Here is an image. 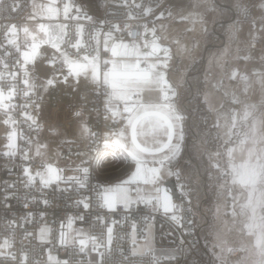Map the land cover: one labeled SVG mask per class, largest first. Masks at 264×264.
I'll use <instances>...</instances> for the list:
<instances>
[{
  "label": "snow or ice",
  "instance_id": "obj_1",
  "mask_svg": "<svg viewBox=\"0 0 264 264\" xmlns=\"http://www.w3.org/2000/svg\"><path fill=\"white\" fill-rule=\"evenodd\" d=\"M96 7L103 10V18L89 15L84 6L67 2L63 3L62 14L69 23H39L34 30H30L27 23L22 28L15 23L0 24V123L11 129L6 130V150L0 151V156L11 160L19 150L22 160L29 162L22 167L17 181L0 185V209L11 214V218H7L0 212V236L3 237L0 264H161L152 246V225L147 216L143 218V243L136 240L137 224H131V248L114 243V225L118 223L115 219L109 223L106 216L95 217V222L106 228V243L75 224L88 222L86 213L93 204L107 210L109 215L123 212L125 228L134 215L133 204L151 205L155 211L162 210L173 223H181L183 217L177 213L183 209L184 201L190 205L205 174L217 194V221L221 215L220 199L226 201L230 197L231 214L239 217L242 225L238 245L216 229L205 237L211 239L210 264H264V0H228L227 6H221L217 0H181L180 3L99 0ZM18 8L19 4L14 3L10 11ZM113 8L116 11H110ZM73 10L75 16L71 14ZM60 14L56 0H50L46 5L34 4L28 21H35L37 16L53 20ZM120 17H123L122 22ZM83 20L89 22L90 31L86 32ZM209 20L228 23L224 27L223 48L210 51L207 56L209 69L219 68V76H210L206 70L202 85L198 77L190 79L186 70L195 63L194 54L208 34ZM131 21H136L135 27L143 31L134 33ZM21 31L23 43L19 40ZM42 45L50 46L51 55L41 51ZM13 56L15 59L11 62ZM81 76L90 82L96 97V107L91 111L96 113L97 121L102 113L104 130L93 131V126L83 116V106L72 112L77 122L76 135L86 149L78 156H88L89 150L95 155L88 160L81 158L79 164L69 169L75 174L65 175V169L58 167L48 155V143L19 134L28 146L35 147V152L30 154L31 147L19 148L13 111L21 110L29 129L40 133L46 127L53 137L61 135L58 118L50 117L41 124L36 114L45 110V94L54 87L61 84L72 87L74 79L78 92ZM145 91L155 92V99L149 98L146 102L142 96ZM182 91L186 98L193 97L198 106L202 104L208 113L216 115L215 140L210 129L205 132L207 120L202 125L196 122L186 125L185 109L176 103ZM213 92L219 96L218 102H213ZM255 92L259 93V102H249V94ZM17 96L25 103L13 104ZM81 98L86 99V96ZM234 106H239V111ZM74 107L71 105L70 109ZM117 122L123 127H115ZM239 125L243 130L235 133ZM161 135L166 137L163 144ZM233 135L237 137L234 144ZM221 138L225 141L223 146L219 144ZM101 139L106 147L115 145L124 161L132 163L125 179L108 186L92 187L93 199L84 192L89 190L93 165L101 164L108 156L107 151L92 149ZM60 143L75 141L65 138ZM228 144L233 146L227 147ZM213 145L216 151L212 150ZM59 155L58 151L53 153L56 158ZM112 155L115 157L116 153ZM34 157L39 159L35 169L31 167ZM149 157L153 166H148ZM205 157L207 162L202 171ZM172 176L180 189L179 205L166 190L160 197V189L156 187ZM141 183L156 187L157 195L143 194L139 187H133ZM62 184L65 187H61ZM20 186L27 191L21 193ZM48 189L51 192H47ZM14 199L22 201L25 209L39 204L47 209L60 199L71 203L68 214L51 224L47 222L46 211L40 210L38 215L44 223L35 231H28L25 225L33 223L37 213L29 210L17 217L11 210ZM72 208L76 209V214H71ZM225 228L229 232L237 230L236 221L226 222ZM166 264L205 262L196 252L194 243L181 241L166 251Z\"/></svg>",
  "mask_w": 264,
  "mask_h": 264
},
{
  "label": "built area",
  "instance_id": "obj_2",
  "mask_svg": "<svg viewBox=\"0 0 264 264\" xmlns=\"http://www.w3.org/2000/svg\"><path fill=\"white\" fill-rule=\"evenodd\" d=\"M31 1L32 0H3V3L0 4V24L15 23L19 27H22L23 24L28 22V17L33 13L31 9ZM56 1L57 5L61 9V14L54 19L57 23H69V21L65 20L62 14L63 3L67 2H74L75 5L84 6V10L87 11L89 15L97 18H103L102 9H100L97 15H94L90 11L89 6L84 0H63V2H61V0ZM129 2H131V0H129ZM136 2L140 3L141 0H136ZM168 2L170 3L171 0H168ZM14 3L19 4V8L15 12H12L10 11V6ZM110 11H116V9L113 8ZM71 14L75 16V10H73ZM109 19H113V22H116V19L112 16H109ZM119 19L121 22L123 21V17H120ZM35 21L40 22L41 20L37 17ZM81 22L85 24L86 32L91 30V26L89 25V22L87 20H83ZM130 23L133 24L132 31L134 33L143 31L142 28L135 27V24L137 23L136 21H131ZM140 23H143V21H140ZM103 30L107 31V28H104ZM12 51L13 53L15 52L14 49ZM14 59L15 57L13 56L11 62H14ZM141 66H144L143 63ZM21 87H23L22 84ZM82 96H86V99H82ZM100 99H103V97H101ZM95 100L96 97L92 92L90 84H79L78 92L76 88L63 87L60 85L59 87H54L53 89L49 90V92H47V94L45 95L44 103L48 104L49 107L54 110L59 108L67 110L71 117L73 111L78 110L81 106H83V116L85 119L89 120V123L93 126V131L99 130L102 132L104 129L102 113L99 121H97L96 113L94 111H91L96 107V104L94 103ZM12 103L20 105L25 103V101L22 97L17 96L13 99ZM71 105H75V107L70 109ZM121 107H123V105H121ZM183 114L186 117L187 114ZM13 118L17 121V124L15 126L18 133V138L16 141L17 145L20 149L31 147L25 143V139L19 138V134H22L25 138L31 137L34 140L38 136V133L34 130L29 129L28 123L25 122V118L21 114V110L19 108L13 111ZM97 124L99 125L98 128L96 126ZM121 125V123L117 122L115 127L119 128L121 127ZM1 127H4L5 131L11 130L2 123H0V128ZM5 136L6 134L0 135V148L2 146V142H4L5 140ZM74 141L75 143L71 144L60 143L58 146V152L60 155L58 158H56V160L59 161L60 166H62L63 168H73L76 164L80 163L81 158L88 160L90 156L95 155L94 151L89 150L88 156H78V153H82L86 151V149L83 146L84 142L82 140L78 139ZM92 149L108 152L107 158L101 164L93 165L92 175L89 181V190L84 192V195H89L94 199L95 193L91 191L92 187L104 185V181L101 176L111 173L117 168L122 167L125 164V161L123 156L120 154V151L115 148V145L106 147L102 139L99 143L93 144ZM113 152L116 153L115 157L112 155ZM28 163L29 162L22 160V153H20L19 150L17 156L11 160H9V158L7 157L0 156V185H2L5 181H17V178L22 175V167L26 166ZM38 163L39 159L34 157L31 163V167L36 168ZM70 163L73 164L71 165L73 167H67L70 165ZM5 165H7V167H5ZM84 166H88V164H85ZM9 169H11V172H9ZM172 177L174 178L177 192V196L173 197V199L174 202L179 205L181 204L180 189L177 185L176 178L174 176ZM61 187H65V185L62 184ZM133 187L139 186L134 185ZM166 188L169 190L168 187ZM203 188L204 187L202 184L198 192L196 193L197 196H200L199 201H194L191 199L190 205L187 201H184L183 209L177 213L178 215L183 217L181 223H173L169 219V217L163 213L162 210L155 211L151 205L146 207L144 204H133L132 212L134 213V215L127 221L128 227L125 228L123 212L115 216L109 215L107 213V210L99 209L95 204H93L91 211L86 213L88 222L82 223L77 221L76 225L82 226L89 235H94L98 238L99 241L106 243V228L102 224L95 222V217L97 215H100L102 217L106 216L109 223H111V221L115 219L116 221H118V223L114 225V243H118L123 247L131 248V224L133 222L137 224V242L143 241V233L145 230L143 218L147 216L152 225L153 248L155 249V255L157 258H159L161 264H166V251L175 248L178 244H180L181 241L194 243L196 245V252L198 253L199 257L205 262V264H210L211 253L209 249L211 248V246L209 245L208 240L205 239L203 233L204 225L208 222L205 209L203 207L204 199L206 197ZM20 191L21 193H23L27 190L23 189L22 186H20ZM46 191L51 192V189H48ZM36 195L39 196L40 194L37 192ZM76 198V196H73V199ZM70 203V201L60 199L55 200L50 206L47 207V209H45L42 204L31 205L29 209H25L23 207L22 201H17L14 199L11 201V210L16 214L17 217L24 215L25 212L29 210L36 212L37 214L35 216L34 222L25 225L28 231H35L40 224L44 223V221H42L38 215V212L40 210L46 211L47 222L51 224L53 220L58 221L61 217L68 214ZM80 211L83 212L84 210L81 209ZM0 212H3V210L0 209ZM71 214H76L75 208H72ZM3 215L7 218H11V214L8 212H3ZM189 221H192L193 223L189 225ZM2 238L3 237L0 236V239ZM33 243L38 242L33 241ZM17 247H19V240H17ZM60 255L61 257L64 256L63 249L60 250ZM148 259L151 260V257H149Z\"/></svg>",
  "mask_w": 264,
  "mask_h": 264
},
{
  "label": "rangeland",
  "instance_id": "obj_3",
  "mask_svg": "<svg viewBox=\"0 0 264 264\" xmlns=\"http://www.w3.org/2000/svg\"><path fill=\"white\" fill-rule=\"evenodd\" d=\"M84 1L89 6L90 11L92 12V14L97 15L99 13L100 9H98L96 7V5L99 3V0H84ZM221 1L224 2V3H228V0H221ZM180 2H181V0H171L170 3H180ZM49 3H50V0H39V1L32 0L31 1V9H32V12H33V5L34 4L35 5H46V4H49ZM56 3H57V1H56ZM38 18H40V20H41L40 22L27 23V26L29 27L30 30H34L36 28V25L39 24V23H44V24H58L54 19L53 20H49L47 18L44 19V18H41L40 16H38ZM209 23H208L209 26L207 25L209 31H208V35H207V37L205 39L206 43H209L211 41H217V42H219V40H217L216 37L214 36V34L211 32V28L213 27V24L214 23H212L211 20H209ZM25 24H23L22 27L25 26ZM173 27H179V25H174ZM224 27H225V25L224 26H220L219 31H221V33H223L224 36H225ZM243 33H244V35L247 34V32H243ZM40 35L42 36L43 34L41 33ZM19 40H20L21 43H23L24 34H23L22 31L19 33ZM202 40H201V43H200V46H199L198 50L194 54L195 57H196L195 63H194V65L192 67H190V68H188L186 70V74L189 76L190 79L192 77H198L201 80V82H204V75H205V71L206 70L209 71L210 76H217V77L219 76V73H220V69L219 68H215L214 67V68L209 69V66H208V63H207V55H208V53L210 51H216L217 49H221V48H215V49H209V48H207V50H206V52L204 53V56H203V53H201V51L203 50ZM225 40H226V36H225ZM42 48H50V46L42 45ZM46 55H49V54H46ZM202 57H205L204 58L205 59V62L203 64L201 62ZM178 63H181V62L178 61ZM183 63H190V62L189 61H183ZM241 66H243V64ZM174 78H175V75H173V79ZM84 81H86V79L83 76H81L80 79H79V83H86ZM184 95H182V96H184ZM249 96H250L249 102H252V103H258L259 102L260 96H259V93L258 92L250 93ZM216 98H217L216 99V101H217L218 100V95H216ZM212 99H213V102H214L215 97L212 96ZM193 107H195L194 106V103H192V101H189L188 100L187 107H186V111L189 110L190 108H193ZM234 107H235V110L236 111H239V106H234ZM36 118L40 122L42 120H44V119H47V118L50 119V116L48 115V112L46 110V106H45V110L42 113L36 114ZM185 119H186V125H191V124H193V122H196V123L202 125L204 123V121H205V117L203 115H201L200 112L196 111L194 108L191 110L190 116H189V114L186 115ZM220 123H221V125H223L224 121L221 120ZM215 124H216V118H215ZM76 127H77V123L73 126V132L74 133H76ZM209 129H210V125L208 124V128L205 129V132H207ZM242 130H243L242 125H239L236 129H234V132L235 133H239ZM60 132H61V135L53 137L49 133V131L47 130V128L45 127L40 132V134L42 136V139H40L41 138L40 135H38L34 139V140L39 139V141L41 143H48L49 144L48 155L53 157V162L56 163L58 167H60V163H59V161L56 160V157L53 156V153L54 152H57V147H58L59 142L62 139H65V138L70 139V140L79 139L78 137L75 138V137L69 136L67 134V128H65L64 126H61V125H60ZM1 134H6V131H5L4 127H1L0 128V135ZM65 134H66V137H65ZM221 135H222V131H221ZM214 136H216V134L213 131L212 132V139L213 140L216 139V138L214 139ZM220 140L222 141V143L225 142L224 139H222V138ZM232 140H233V143L237 142L236 135H233ZM6 143H7V140H6V136H5V140L1 144L2 146L0 148V151L6 150L4 148V145ZM34 152H35V147L34 146H31V152H30V154H34ZM239 155L240 154L237 153V156H239ZM151 159L152 158L149 157V165L148 166H153L151 164ZM157 159H159V156H157ZM131 163H132L131 161L125 162V164L122 167L117 168L116 170L112 171L110 174H107V175L103 176L102 178H103V181H104V186L116 184V183H118L119 180L125 179L126 178V175L127 174H130V170L131 169L129 168V164H131ZM132 167L134 168V164H132ZM33 169H35V168H33ZM168 178L169 177H166L164 179V181L167 180ZM163 182L156 186V187H158L160 189V192H159V196L160 197H163V195L165 194V190L167 191V194L171 195L170 194V191L165 188V185L163 184ZM138 186L141 189V191H142L143 194H148V195H151V196H156L157 195L156 187H154L153 185H144L143 183H141ZM214 198H215L214 200L209 199V200H205L204 201L205 204H204L203 207L205 209V213H206L207 220H208V226L205 229V231L203 230L204 236L205 237H209V233L212 232L214 229H216V230L221 231L225 235V237H226L227 236V233L229 231L228 232L226 231V228H225V224L226 223L225 222H228L230 224L233 220H235L236 221V224H237V230H235L236 231V234H239L240 235V233H239V227H242V225H240V218L239 217L234 218L232 216V214H231L232 213V209H233V205H232L231 198H230V203L228 205V211H229V215L228 216L225 215V199L224 198H221L220 199L219 203L221 205V215H220V220L219 221H217L216 216H215L216 206H217V203H218L216 192L214 194ZM192 199L193 200H196V201L197 200L199 201L200 200V196H197V194L195 193L193 195ZM211 207H213V208L211 209ZM236 211L239 212V208L238 207H237ZM231 232H233V231H231ZM231 232H229V233H231ZM232 237L233 236H231V238ZM207 240L209 241V243H211V239L210 238L207 239ZM237 240H239V239H237ZM151 241H152V246H153L152 231H151ZM229 241L231 243L235 244L233 241H231V240H229ZM138 243H143V241H139Z\"/></svg>",
  "mask_w": 264,
  "mask_h": 264
},
{
  "label": "crops",
  "instance_id": "obj_4",
  "mask_svg": "<svg viewBox=\"0 0 264 264\" xmlns=\"http://www.w3.org/2000/svg\"><path fill=\"white\" fill-rule=\"evenodd\" d=\"M36 1H39V0H36ZM38 3V2H37ZM38 17V16H37ZM235 17L233 16V19H234ZM34 22H36V21H28V22H26V23H34ZM210 24V23H209ZM209 24H208V26H209ZM225 26H226V24H224ZM207 26V27H208ZM246 27V26H245ZM247 28H244V30H243V32H247V30H246ZM246 30V31H245ZM208 35V34H207ZM222 35H223V44H221L220 46H218V47H216V48H223V46H224V44H225V36H224V34L222 33ZM207 37V36H206ZM206 37H204V39L202 40V46H203V49H204V47H205V45H206V41H205V39H206ZM233 47H235V45L233 46ZM41 51L42 52H44L45 54H49V55H51V53H52V49L51 48H42V46H41ZM201 53H203V50L201 51ZM208 56V55H207ZM198 58V57H197ZM228 60H229V62H231V57H229L228 58ZM42 63V62H41ZM243 63H241V65H242ZM65 72H66V70H65ZM71 79V78H70ZM82 82V81H81ZM84 82H86V83H79V84H90V82L88 81V80H86V81H84ZM71 83H72V87L71 88H76L75 87V85H76V81L74 80V79H72L71 80ZM225 83L227 84L228 83V81H225ZM61 86H63V87H68V86H66V85H63V84H61ZM47 94V93H46ZM45 94V95H46ZM185 93L182 91L181 92V95H180V98H179V100L181 101V99L183 98V96L182 95H184ZM155 95H156V93L155 92H153V93H149V92H147V91H145L143 94H142V96H143V98L145 99V101L147 102L148 101V99L149 98H152L153 100L155 99ZM216 93H212V96H214L215 97V99H214V102H218L219 101V96H218V100L216 101ZM182 96V97H181ZM202 99H203V97H202ZM179 100H177L176 101V103L178 104V106H179V103H180V101ZM44 105L46 106V110H47V112H48V115L50 116V117H56V118H58V123L61 125V126H64L65 128H67V134L69 135V136H71V137H75V138H77L78 136L76 135V133H74L73 132V126L77 123L70 115H69V113L67 112V110H65V109H63V108H59V109H52V108H50L49 107V105L48 104H45L44 103ZM215 118H216V116H215V114L214 113H208V124L210 125V130L213 132H215V134H216V132H217V129L214 127V125H215ZM49 119L47 118V119H44V120H42L40 123L41 124H45V122L46 121H48ZM103 123H104V120H103ZM109 123H111V122H109ZM121 127H123V125H121ZM104 130V129H103ZM38 135H40L41 136V134L40 133H38ZM216 138V136H214V139ZM40 139H42V136H41V138ZM75 140H78V139H75ZM166 140V137H164L163 135H161V137H160V143L161 144H163L164 143V141ZM219 143H220V145H224V143H222V141L220 140L219 141ZM59 144H60V142H59ZM59 144H58V146H59ZM234 144V143H233ZM233 144H228L227 145V147H232L233 146ZM212 150L213 151H216V147H215V145H213V148H212ZM221 150H223V148H221ZM57 151H58V147H57ZM130 161V160H129ZM71 165H73L72 163H70V165L69 166H67V167H73V166H71ZM60 168H63L62 166H60ZM64 169H65V175H74L75 173H73L72 171H70L69 169H71V168H65L64 167ZM108 174H110V173H108ZM105 175H107V174H105ZM105 175H103V176H105ZM103 176H101V177H103ZM170 178V177H169ZM103 179V178H102ZM166 188V187H165ZM167 189V188H166ZM168 190V189H167ZM214 191V190H213ZM214 194H215V192H214ZM192 199V198H191ZM193 200V199H192ZM229 203H230V197L229 198H227V200L225 201V205H226V207H225V215L226 216H228L229 215V211H228V205H229ZM205 204V203H204ZM213 207H211V209H212ZM224 215V216H225ZM226 223V222H225ZM224 223V224H225ZM228 223V222H227ZM207 226H208V222L204 225V228H203V230L205 231V229L207 228ZM75 227H77V228H83L82 226H78V225H76L75 224ZM84 229V228H83ZM85 230V229H84ZM226 231H227V229H226ZM228 232V231H227ZM231 236H233L232 238H231ZM228 237V238H227ZM226 238L228 239V240H231V241H233L235 244L237 243V245L240 243V241H241V236L239 235V234H236V231H233V232H231V233H227V236H226ZM237 239H239V240H237ZM245 239H246V237H245ZM208 243H209V241H208ZM209 245L211 246V243H209Z\"/></svg>",
  "mask_w": 264,
  "mask_h": 264
},
{
  "label": "trees",
  "instance_id": "obj_5",
  "mask_svg": "<svg viewBox=\"0 0 264 264\" xmlns=\"http://www.w3.org/2000/svg\"><path fill=\"white\" fill-rule=\"evenodd\" d=\"M201 84L203 85V82H201ZM188 100L192 101V103H194L195 107H193V108L196 111L200 112L201 115H203L205 117V120H207V122H208V112L206 111V107L203 106L202 104L198 106L196 100L193 97H191V96H187V98H186V94L183 96V98L181 99V101L179 103V106H182L185 109V111L183 113H185L187 115L189 114V116H190L191 110L193 109V108H190L189 110L186 111ZM201 101H202V97H201ZM206 162H207V157H205L204 165L201 166L202 167V171H203V167L206 166ZM196 163L199 164L200 162L197 160ZM203 187H204L203 191H204L205 196H206L204 201L205 200H209V199L214 200L215 198H214L213 187L210 186V184L208 183V179H207V175L206 174L204 175Z\"/></svg>",
  "mask_w": 264,
  "mask_h": 264
},
{
  "label": "flooded vegetation",
  "instance_id": "obj_6",
  "mask_svg": "<svg viewBox=\"0 0 264 264\" xmlns=\"http://www.w3.org/2000/svg\"><path fill=\"white\" fill-rule=\"evenodd\" d=\"M217 2L221 6H227V4H228V3L222 2L221 0H217ZM227 23H228V21H226V20H219L218 22H216V23L213 24V27L211 28V32L214 34V36L216 37V39L219 40V42H217V41H211L209 43H206L207 48H209V49H215L216 47H218L221 44H223V35H222L221 31H219V29H220V26H224V24H227Z\"/></svg>",
  "mask_w": 264,
  "mask_h": 264
},
{
  "label": "water",
  "instance_id": "obj_7",
  "mask_svg": "<svg viewBox=\"0 0 264 264\" xmlns=\"http://www.w3.org/2000/svg\"><path fill=\"white\" fill-rule=\"evenodd\" d=\"M206 49H207V45L203 49V56H204V53H205ZM204 58L205 57H202V60H201L202 64L205 62ZM163 184L165 185V187L169 188V191H170V194H171L172 197H176L177 196L175 182H174V178L173 177H170L167 180H165L163 182Z\"/></svg>",
  "mask_w": 264,
  "mask_h": 264
}]
</instances>
